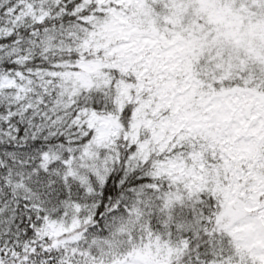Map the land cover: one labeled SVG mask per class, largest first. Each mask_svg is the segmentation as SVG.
<instances>
[{
	"label": "trees",
	"instance_id": "obj_1",
	"mask_svg": "<svg viewBox=\"0 0 264 264\" xmlns=\"http://www.w3.org/2000/svg\"><path fill=\"white\" fill-rule=\"evenodd\" d=\"M263 29L264 0H0V264H264Z\"/></svg>",
	"mask_w": 264,
	"mask_h": 264
},
{
	"label": "rangeland",
	"instance_id": "obj_2",
	"mask_svg": "<svg viewBox=\"0 0 264 264\" xmlns=\"http://www.w3.org/2000/svg\"><path fill=\"white\" fill-rule=\"evenodd\" d=\"M255 26L254 27H252V29H256V28H260V26H261V24H254ZM253 26V25H252ZM251 29V28H250ZM250 29H248V28H246V30H247V32H248V34L251 32V30ZM263 31H264V29H263ZM261 33H263V32H261ZM244 38H245V36H244ZM246 39V38H245ZM243 41H239V43H242ZM191 45V47H192V49L194 48V45H200L197 41H190V44H189V46ZM188 51H189V49H187ZM235 50V49H234ZM183 52H184V50H182ZM188 51H186L185 50V54L187 55L188 54ZM247 51H250L252 54H258L259 53V49H255V50H253V49H247ZM196 57V56H195ZM250 105H246L245 106V108L246 109H250ZM245 109V110H246ZM112 264H147V262H146V260H144V259H142V258H140V257H131L130 259H124V260H120V261H117V262H115V263H112Z\"/></svg>",
	"mask_w": 264,
	"mask_h": 264
}]
</instances>
